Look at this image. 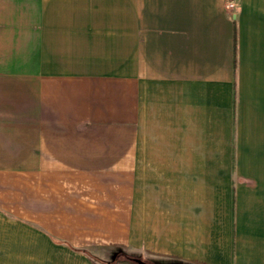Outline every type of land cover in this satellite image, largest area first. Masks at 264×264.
<instances>
[{
    "label": "crops",
    "instance_id": "1",
    "mask_svg": "<svg viewBox=\"0 0 264 264\" xmlns=\"http://www.w3.org/2000/svg\"><path fill=\"white\" fill-rule=\"evenodd\" d=\"M227 1L0 0V264H264V0Z\"/></svg>",
    "mask_w": 264,
    "mask_h": 264
},
{
    "label": "trees",
    "instance_id": "2",
    "mask_svg": "<svg viewBox=\"0 0 264 264\" xmlns=\"http://www.w3.org/2000/svg\"><path fill=\"white\" fill-rule=\"evenodd\" d=\"M235 102H236V92L234 90V93H233V107L235 108ZM232 173L234 174L235 173V169H234V163H232ZM116 259L118 260H124V261H130V262H133V258H131L130 256L126 255V254H123V253H118L115 258L113 259V261H115ZM145 261V260H144Z\"/></svg>",
    "mask_w": 264,
    "mask_h": 264
},
{
    "label": "built area",
    "instance_id": "3",
    "mask_svg": "<svg viewBox=\"0 0 264 264\" xmlns=\"http://www.w3.org/2000/svg\"><path fill=\"white\" fill-rule=\"evenodd\" d=\"M225 6H226L227 8L235 9L236 6H237V4H236L235 0H228V1L226 2Z\"/></svg>",
    "mask_w": 264,
    "mask_h": 264
},
{
    "label": "water",
    "instance_id": "4",
    "mask_svg": "<svg viewBox=\"0 0 264 264\" xmlns=\"http://www.w3.org/2000/svg\"><path fill=\"white\" fill-rule=\"evenodd\" d=\"M134 260H135L136 262L140 263V264H151V263L146 262V261H144V260H142V259H139V258H134Z\"/></svg>",
    "mask_w": 264,
    "mask_h": 264
},
{
    "label": "rangeland",
    "instance_id": "5",
    "mask_svg": "<svg viewBox=\"0 0 264 264\" xmlns=\"http://www.w3.org/2000/svg\"><path fill=\"white\" fill-rule=\"evenodd\" d=\"M106 261H107V260H106ZM116 261L119 262V263H116V264H121L122 261L124 262V260H118V259H116L115 262H116ZM125 262H128L129 264L132 263V262H130V261H125Z\"/></svg>",
    "mask_w": 264,
    "mask_h": 264
},
{
    "label": "flooded vegetation",
    "instance_id": "6",
    "mask_svg": "<svg viewBox=\"0 0 264 264\" xmlns=\"http://www.w3.org/2000/svg\"><path fill=\"white\" fill-rule=\"evenodd\" d=\"M132 261H133V262H132L131 264H140V263L136 262V261L134 260V258H133Z\"/></svg>",
    "mask_w": 264,
    "mask_h": 264
}]
</instances>
